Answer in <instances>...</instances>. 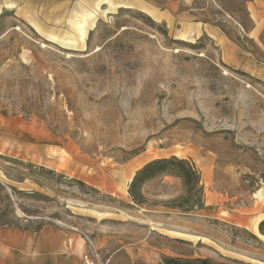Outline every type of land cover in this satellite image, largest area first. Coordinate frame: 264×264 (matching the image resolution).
<instances>
[{"label":"rangeland","instance_id":"1","mask_svg":"<svg viewBox=\"0 0 264 264\" xmlns=\"http://www.w3.org/2000/svg\"><path fill=\"white\" fill-rule=\"evenodd\" d=\"M56 1L0 14V224L79 230L94 264H264V80L167 25L165 0ZM182 4L264 61L243 0ZM38 142L72 172L33 165Z\"/></svg>","mask_w":264,"mask_h":264},{"label":"crops","instance_id":"2","mask_svg":"<svg viewBox=\"0 0 264 264\" xmlns=\"http://www.w3.org/2000/svg\"><path fill=\"white\" fill-rule=\"evenodd\" d=\"M20 1L28 0H0V14L4 10L18 7ZM53 1L56 0H51L50 3ZM184 1L186 0H165L164 5L159 7L157 12L161 15L160 17L165 19L167 25H181L185 34L193 36L206 35L219 48L222 61L233 68L242 69L250 75L264 80V61H257L254 53L244 49L217 27L205 21H192L186 12L180 13L179 8L183 6ZM94 2L95 0H80L77 5H80L79 8L83 9V13H88L93 9ZM62 3L68 2H53L52 6L49 5L52 9L54 8V16L62 17L63 7L67 8ZM243 3L250 27L248 30H244L242 27L243 22L234 21L239 27L238 32L239 34L242 33L241 36L251 40L264 53V0H243ZM151 6L155 8L154 5ZM68 16L67 13V18ZM38 143L36 156L38 158L44 156L48 159L46 163L41 164L39 162L40 164L33 165L58 172L67 167L70 170L69 172H72L74 168L72 164H57V153L44 146V142ZM87 240L79 230L63 227L58 223L50 222L38 226L0 224V264H84L83 254L86 250ZM134 245L136 243L127 246ZM127 246H120L118 251L125 250ZM94 247L96 252H100L98 246L94 244ZM97 254L100 255L98 252ZM156 260L157 257L155 256L145 259V262L152 264ZM130 261L132 263H142L143 259L142 257H135L134 259L131 258Z\"/></svg>","mask_w":264,"mask_h":264},{"label":"trees","instance_id":"3","mask_svg":"<svg viewBox=\"0 0 264 264\" xmlns=\"http://www.w3.org/2000/svg\"><path fill=\"white\" fill-rule=\"evenodd\" d=\"M173 160H166L164 161L163 165L167 166L169 163H172ZM177 163H183L182 160H174ZM173 161V162H174ZM152 166L151 165H147L145 168H143L138 177H136L133 181H132V185H134L136 187V185H139L141 183H143L145 180L149 179L150 177H152L154 174L157 173L156 171L149 170L151 169ZM186 172V171H185ZM264 223V221H262L259 224V227H261V225ZM165 264H218L215 262H212L211 260H209L208 258H202V259H196V260H192V259H188V260H178V259H174V258H166L164 260Z\"/></svg>","mask_w":264,"mask_h":264},{"label":"built area","instance_id":"4","mask_svg":"<svg viewBox=\"0 0 264 264\" xmlns=\"http://www.w3.org/2000/svg\"><path fill=\"white\" fill-rule=\"evenodd\" d=\"M92 258H95L98 260V254L96 252V249L93 243L89 240L86 244L85 253L83 254V263L84 264H94V261Z\"/></svg>","mask_w":264,"mask_h":264}]
</instances>
